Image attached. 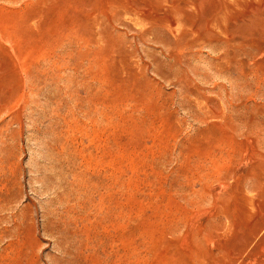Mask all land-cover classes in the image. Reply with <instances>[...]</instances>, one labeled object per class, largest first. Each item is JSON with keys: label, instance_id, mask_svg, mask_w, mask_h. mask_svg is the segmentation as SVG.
I'll return each instance as SVG.
<instances>
[{"label": "rangeland", "instance_id": "rangeland-1", "mask_svg": "<svg viewBox=\"0 0 264 264\" xmlns=\"http://www.w3.org/2000/svg\"><path fill=\"white\" fill-rule=\"evenodd\" d=\"M261 117L264 0H0V264H264Z\"/></svg>", "mask_w": 264, "mask_h": 264}, {"label": "bare ground", "instance_id": "bare-ground-1", "mask_svg": "<svg viewBox=\"0 0 264 264\" xmlns=\"http://www.w3.org/2000/svg\"><path fill=\"white\" fill-rule=\"evenodd\" d=\"M244 107V106H243ZM234 110H235V108H234ZM247 110H249V109H247ZM250 111V110H249ZM248 111V112H249ZM216 112V111H215ZM220 112V111H219ZM226 112V111H225ZM233 113H235V112H233ZM242 113V112H241ZM226 114V113H225ZM216 115V114H215ZM219 115V114H218ZM229 115V114H228ZM231 116V115H230ZM235 116H236V114H235ZM220 118V117H219ZM262 118V117H261ZM264 118V117H263ZM262 118V119H263ZM232 120H234L233 118H231ZM241 119V118H240ZM261 120V119H260ZM264 120V119H263ZM219 121V120H218ZM225 121V120H224ZM231 122V121H230ZM222 123V122H221ZM234 123V122H233ZM225 124V123H224ZM222 125V124H221ZM226 128V127H225ZM244 128V127H243ZM227 129H229V128H227ZM232 129V128H231ZM236 130H237V128H236ZM254 130V129H253ZM259 130V129H258ZM224 131V130H223ZM230 131V130H229ZM250 132V131H249ZM248 131H247V133H249ZM258 133V132H257ZM235 134V133H234ZM254 134V133H253ZM252 135V134H251ZM235 136V135H234ZM261 137V136H260ZM259 137V138H260ZM264 137V136H263ZM235 138V137H234ZM257 138V137H256ZM242 139V138H241ZM258 140V139H257ZM241 141V140H240ZM261 141V140H260ZM260 141H258V142H260ZM227 142V141H226ZM257 143V142H256ZM225 145V144H224ZM259 145H261V143L259 144ZM233 153H234V151H233ZM219 155V154H218ZM225 156V155H224ZM217 158V157H216ZM220 161V160H219ZM258 184H260V183H258ZM260 187H261V185H260ZM259 187V188H260ZM236 257V256H235ZM231 264V263H230Z\"/></svg>", "mask_w": 264, "mask_h": 264}]
</instances>
